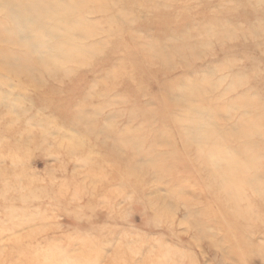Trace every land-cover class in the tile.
<instances>
[{
	"label": "rangeland",
	"instance_id": "obj_1",
	"mask_svg": "<svg viewBox=\"0 0 264 264\" xmlns=\"http://www.w3.org/2000/svg\"><path fill=\"white\" fill-rule=\"evenodd\" d=\"M101 2L86 3L74 42L87 51L73 62L16 74L0 61V264H47L64 251L92 252L91 264H264V0ZM2 19L1 52L46 56L47 36L14 28L34 49L2 42L14 33ZM192 116L214 120L229 138L222 150L252 130L262 197H226L199 171L183 144Z\"/></svg>",
	"mask_w": 264,
	"mask_h": 264
},
{
	"label": "bare ground",
	"instance_id": "obj_2",
	"mask_svg": "<svg viewBox=\"0 0 264 264\" xmlns=\"http://www.w3.org/2000/svg\"><path fill=\"white\" fill-rule=\"evenodd\" d=\"M91 1L93 3L96 0H73V1H66V2H61V1H58V0H1L0 1V12L2 13V16L5 17L6 21H7V18L8 19L10 18L9 21L12 18L11 22L13 24H10L11 22L9 23L10 26L12 25V31H14L13 29L15 28V31L18 34V31L24 30L28 34H31L32 37L36 38V41L37 40L39 41V39L41 40V37H44V36H47L48 38H50L53 41V43L51 45H48V47L47 46L45 47V48H48L47 49L48 51H46L47 52L46 56L43 55L44 57H41V56L38 57V54H37V58H36V56H35L36 54L33 56L32 52H30V53L25 52V53H23V55H21V54L19 55V52H17L18 53V54L16 53L17 56L12 57V59H13V62H12V59H11L12 55L8 56L6 53L1 52V50H0V52H1L0 53V61L2 63V68H4L5 70L7 69V72L8 71L9 72H14L16 74L17 73H27V72L30 71V68L34 66L33 64L30 65L31 62H34V63L40 65L41 67L42 66L43 67L44 66H48V64L50 62L51 63H57V64L59 63L60 66H61L66 61L67 62H70V61L73 62V60H75L78 56L83 55L84 51H87V50H85L83 48H80V46H77L75 44V42H74V39H75L74 37H75L76 33H79V32L80 33H84L87 30L86 22H85L86 20L85 21L83 20L82 13L85 11L86 3L89 4L88 2H91ZM97 1L101 2V0H97ZM101 3L102 4H101V6H99V8L104 9L106 6L104 5L103 2H101ZM253 3H254V1H253ZM255 4H256V2H255ZM255 4H253V5H255ZM92 6H94V5L92 4ZM258 6L259 5H257L256 7L260 8ZM253 9H255V6H254ZM92 10H94V8ZM259 11H261V9ZM259 11L255 10L253 12L254 13L258 12L259 13ZM100 12H101V10H100ZM263 12L261 11V13H263ZM69 16H73V21L72 22L69 21V19H68ZM5 19H2V20H4V22H5ZM2 23H3V21H2ZM5 23L6 24H4V26L7 27L6 25H8V21L5 22ZM9 25H8V27H9ZM2 26H3V24H2ZM8 27H7V29L11 30ZM88 27H89V25H88ZM55 28H59L60 32H57V33L54 34L53 31L56 30ZM3 29H4V27H3ZM0 30H2V29H0ZM8 30H6V32ZM15 31H14L13 34L8 33V34H5V35H2V38H1L2 42L17 44V46L20 45L23 48H28L29 49L32 45L28 43V40L26 38L17 37V35H15V33H16ZM38 44L42 45V41L40 43L38 42ZM39 45H37V46H39ZM153 47H154V45H153ZM32 49H34L33 46H32ZM11 50L13 51L14 48L12 47ZM135 50H138V49H135ZM146 51H147V49H146ZM14 52H16V51H14ZM56 52H58L59 55H57ZM126 52L129 53V51H126ZM55 53H56L57 56H55ZM129 54H127V55H129ZM131 55L132 54H130L129 56H131ZM133 55H135V52H134ZM142 56H144V55H142ZM148 56L149 55L147 54L146 57L148 58ZM139 57H141V56L139 55ZM134 58H136V57L134 56ZM148 59H147V61L150 60V59L149 60ZM74 63H75V61H74ZM57 64H55V65H57ZM148 64H149V62H148ZM150 64H151V62H150ZM159 64H160V62H159ZM29 66H31V67H29ZM162 67H164V66H162ZM34 68H37V66H35ZM112 69H110L111 72H113ZM33 70L35 71V69H33ZM36 71H39L38 68H37ZM61 71H62V68H61ZM54 73L55 72H53V75H55ZM116 73H117V71H116ZM41 75H42V73H41ZM50 75H52V74H50ZM16 76H18V75H16ZM35 76L36 75L33 74V77H35ZM42 77H43V75H42ZM36 79H41V78H37L36 77ZM103 79H105V78H103ZM25 81H23V82H25ZM193 85H195V84H193ZM191 89H192V87H191ZM75 105H77V104H75ZM191 106H192V104H191ZM191 106H189V107H191ZM159 108H160V106H159ZM77 112H78V110H77ZM192 117L196 118L197 116L196 117L192 116ZM189 118H191V117H189ZM189 118H186V119H184L182 121V125H184V126L186 125L188 127V128L185 127V128H187V131L189 130V127L191 129L190 132L185 133V134L183 133L184 134V136H183V139H184L183 140V144L186 146L187 149H189L190 147L193 148V152L198 157V160H199V163H200L199 171L205 172L206 175L208 176V179L210 180V182H212V183L214 182L213 184H216L218 186L219 191H221V193H224V194L226 193L228 196H229V193H231V195L233 196V198L236 201H240V200L242 201L243 200L244 196H242L243 193H242V191H240V189H246V188L247 189H251V191H253L252 192L253 195L258 196V197H262L260 195V192L255 190V189H261L262 187H260V188L258 187L259 186L258 182H260V181L257 180V177H256V174H258V169L259 168H257L256 162H255V156L252 154L253 148H254V142H252V140H251V136H253V134H251L252 130L249 127H247V126H243L240 129H237V131L234 132V134L235 135L239 134L242 137V139H243L242 140V144H243L242 147H238V148L236 147V148H230V149L227 148V149L222 150L223 144L225 145L227 143V141L229 140V138L224 136V135H222V132L219 129L216 128V123L214 122V120H212V121L207 120V119L202 120L201 117H200L201 119L198 117L199 120H197V118L196 119H192V118L189 119ZM68 121L70 122V120H68ZM78 122H79V120H78ZM160 130L161 129H159V131ZM184 130H186V129H184ZM125 141H124V143H125ZM165 141H166V139H165ZM103 144H105V142ZM169 144H171V143H169ZM8 146H10V145H8ZM207 146L211 147V149H210L211 151L210 150L209 151H205ZM213 147H214V150H212ZM206 150H208V149H206ZM150 151H151V149H150ZM145 156H146V154H145ZM10 157H11V155H10ZM14 158H15V155H14ZM18 158L19 157H17V159ZM13 161L16 162L15 159ZM211 165H212V167H211ZM196 168L198 169V167H195V169ZM144 169H146V167L145 168L142 167L140 169H135L133 172H138V173L144 172L143 171ZM148 169L149 168L147 166V170ZM251 171H252V173H251ZM261 171H263V170H261ZM0 172H1V170H0ZM7 174H9V173H7V170H6V176H7ZM247 174H249V175H247ZM10 175L13 176V174H10ZM1 179H3V176L1 177ZM226 194H225V196L228 197ZM263 199H262V201H263ZM247 206L248 207L244 208L243 205L240 204V207H236V210H235L236 212L239 213V215L241 217H244V219H250L252 217V213H253V211H252L253 209L250 207V205L248 204ZM261 206L264 209V205H261ZM159 212H160V217H163V218L164 217H168V215L170 214V211L168 209H165V208L162 209V211H159ZM105 236H104V238H105ZM108 236H110V235L108 234ZM112 236H113V234H112ZM112 236H111V238H112ZM115 238H117V237H115ZM91 240H93V239H91ZM117 240H118V238H117ZM109 241L111 242V239ZM121 241H120L119 244L122 243ZM93 242H95V237H94V241ZM104 242H105V240L103 239V241H102L103 245L105 244ZM102 243H99V244H102ZM103 245H100V248ZM97 246H99V245H97ZM97 246H96V249L94 251H97V250L99 251V249H97ZM122 246H123V243H122ZM128 247H129V245H128ZM67 249H69V247ZM118 249L119 248H116V251ZM129 249H130V247H129ZM100 250H103V249H100ZM131 250H133V248ZM138 250H139V247H138ZM98 251H97V253H98ZM100 252H99V254H100ZM124 252H125V250L121 251V253H124ZM129 252L132 253V251H130V250H129ZM132 254L129 253L127 255H132ZM100 255H102V253ZM124 255H125V253H124ZM114 256L116 258V255H114ZM157 256H158V258H160L161 257V252ZM121 257H125V256L121 255ZM128 257H125L124 260H122V261L127 260ZM45 258L47 260H49V263H47V264H91L93 262V259L95 258V255L92 252H85V253L79 252L76 255H70L68 251H64V252H61V253H58V254L57 253H49V254L46 255ZM98 258H100V257H98ZM118 258H120V257H118ZM113 259H114V257H113ZM96 260H98L97 257H96ZM188 260H189V262H188L189 264H196L197 263L196 262L197 259L195 257H193V256H190ZM124 263H126V261ZM182 264H186L184 259H182Z\"/></svg>",
	"mask_w": 264,
	"mask_h": 264
}]
</instances>
